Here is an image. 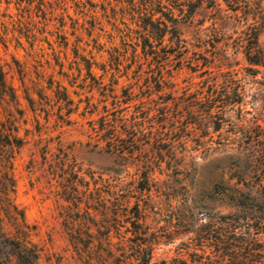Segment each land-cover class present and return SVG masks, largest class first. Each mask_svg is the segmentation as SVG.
<instances>
[{"label":"rangeland","instance_id":"374dc122","mask_svg":"<svg viewBox=\"0 0 264 264\" xmlns=\"http://www.w3.org/2000/svg\"><path fill=\"white\" fill-rule=\"evenodd\" d=\"M165 2L182 39L167 36L155 57L149 47L143 49L149 16L142 0H0V62L19 97L18 103L0 97V128L25 139L12 149L16 191L11 197L24 211L37 264H88L72 234L102 239L91 254L111 264L122 245L129 251L138 218L156 241L155 261L191 264L201 252L199 217L230 211L218 193L233 161L226 144L245 143L264 130V66L250 63L245 54L254 29L264 46V0ZM160 15L155 11L154 18ZM158 75L165 81L160 90ZM237 82L242 107H174L171 100L172 107H133L140 99L161 100L162 94L184 100L212 86L229 85L233 91ZM58 84L67 88L71 104L57 97ZM126 87L137 98L130 107H114L110 89L121 95ZM134 115L148 136L138 133L130 141L125 129ZM104 118L117 125L111 141L118 148H110ZM64 154L91 182L88 190L77 184L75 202L74 186L61 170H53ZM94 181L105 201L97 198ZM0 218L4 235L18 238L15 221L3 208ZM3 238L0 264H21Z\"/></svg>","mask_w":264,"mask_h":264},{"label":"trees","instance_id":"16d2710c","mask_svg":"<svg viewBox=\"0 0 264 264\" xmlns=\"http://www.w3.org/2000/svg\"><path fill=\"white\" fill-rule=\"evenodd\" d=\"M165 1L180 0H142L144 4V11H142L144 15L149 16L148 21L144 25L145 32L142 35L143 49L146 50L149 47L155 57L160 55L159 46L164 50L166 45H163V42L167 36L170 41L177 38V41L180 42L182 39L177 28V22L172 17L173 9ZM157 6L161 9H157ZM163 7H168L169 11L163 10ZM159 10L162 11L164 17L160 15L154 18L155 11L158 12ZM259 34L254 29L253 40L246 47L245 54L250 63L264 66V46L259 44ZM154 41H157V43H154ZM165 57L168 58V55H165ZM87 62L88 73L93 76L91 71L92 62L90 60H87ZM256 70L260 72V69L257 68ZM155 80L158 86L157 89L160 90V86L165 82L162 75L155 77ZM95 82L107 89V86L102 84L101 81L95 79ZM230 88L229 85H223L222 87L212 86L202 96H199L201 91H196L189 93L184 100L180 99V96H174L173 93H169L167 96L162 94L159 96L161 100L154 98L140 99L133 104V107H172L169 105V100L174 103V107L223 108L235 107L236 105L242 107L243 94L240 91V84L237 82V87H234L233 91ZM110 90L114 107H130L131 104L129 102L137 98V94L127 87L121 95L114 93V88ZM56 93L59 99L65 100L67 104L72 103L66 87L58 84ZM0 97L7 98L15 103H18L19 100L17 89L8 81L7 72L1 62ZM26 98L32 100L29 93H27ZM123 103H126V105L122 106ZM21 113L23 114L22 110ZM210 115L213 116L214 114L210 113ZM115 118L120 120L122 116L116 115ZM13 120L16 121L17 118L14 117ZM253 121L257 127L260 126L257 123V119ZM104 122L110 126L108 129L110 148H118L111 141L116 134L117 125L114 122H110V120H105V118ZM132 122L125 129L131 138L129 139L130 141H133L138 133L148 136L144 128L141 127V122L137 120V115H134ZM11 135L17 138L15 143L13 138H10ZM0 140V208H3L14 219V225L19 235L16 239H10L0 230V236H3L4 242L8 243L16 251L21 264H37L39 252L29 240V231H27L29 226L26 222L24 211L18 210L11 197L16 191V180L13 173L14 153L12 149L15 146L21 147L25 143V139L0 128ZM226 146L228 150H231L228 155L233 158V161L229 166V175L224 177L225 175L223 174V189L218 193L227 199L230 211L226 214H203L202 217H199L202 222L196 229V239L201 252L196 253V257L192 259L191 264H264V130L258 133L256 137L254 136L247 142L245 141V143L241 142L237 145L228 143ZM130 148L127 147L129 152H131ZM122 150L125 149L122 148ZM57 162L58 164L54 166L53 170L54 172L58 169L61 170L60 176L65 175L69 184L74 186L71 201L75 202L78 197L75 196L77 194L74 195L75 192H78L77 184L84 185L88 190L91 182L84 180L79 175L78 169H75L76 164L68 160L67 154L60 157ZM143 162V166L149 167L147 161L144 160ZM145 171H147L146 178L149 179V170ZM67 173L68 175H66ZM97 182L94 181V188L98 194L97 198L105 201V198H102L101 188ZM59 183L62 184V180ZM62 186H64L63 190L67 189V184L64 183ZM92 193L93 191L90 194ZM103 207L106 208V203H103ZM86 216H90V211L86 210ZM85 223V227L89 229L87 222ZM132 223L136 230H134L135 238L129 239V251L125 250L122 245V248H119L120 254L115 256L111 264H167L165 260L160 262L154 260L153 249L156 241L143 229L139 218L137 222ZM105 228L110 230V226H105ZM71 240L81 260H85L88 264H108L106 260L100 259V256L93 257V254H91L96 242H103L102 239L96 241L94 236L88 235V241H86L82 236L72 234ZM105 240L107 244L110 243L108 239ZM84 242L87 244H84ZM83 247H86L88 253H86V249L82 250ZM179 262L180 264H190L180 259Z\"/></svg>","mask_w":264,"mask_h":264}]
</instances>
